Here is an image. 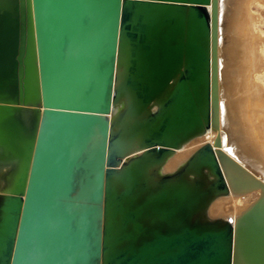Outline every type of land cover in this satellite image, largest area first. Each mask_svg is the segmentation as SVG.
Returning <instances> with one entry per match:
<instances>
[{"label": "water", "instance_id": "obj_1", "mask_svg": "<svg viewBox=\"0 0 264 264\" xmlns=\"http://www.w3.org/2000/svg\"><path fill=\"white\" fill-rule=\"evenodd\" d=\"M218 2L0 0V264H264V180L173 160L216 122Z\"/></svg>", "mask_w": 264, "mask_h": 264}, {"label": "rangeland", "instance_id": "obj_2", "mask_svg": "<svg viewBox=\"0 0 264 264\" xmlns=\"http://www.w3.org/2000/svg\"><path fill=\"white\" fill-rule=\"evenodd\" d=\"M224 18L225 32L221 31L219 38H224L225 55L217 72L220 75H217V79L220 78L222 84V97L231 103L245 144L248 145L246 150L251 156L264 159V0H230L219 17L220 29ZM218 111L217 105V113ZM216 129L217 126H214L212 130ZM201 144L203 141L198 137L191 141L173 158L174 164L188 157ZM255 162L256 160L253 163ZM257 196L258 191L239 195L231 193L215 200L210 213L235 218ZM235 200L236 207L230 205ZM220 201L223 206L217 209L216 204Z\"/></svg>", "mask_w": 264, "mask_h": 264}, {"label": "bare ground", "instance_id": "obj_3", "mask_svg": "<svg viewBox=\"0 0 264 264\" xmlns=\"http://www.w3.org/2000/svg\"><path fill=\"white\" fill-rule=\"evenodd\" d=\"M229 1L230 0H221L220 2L219 0L218 2V25H219V17L222 14L223 10H226ZM225 24L226 23H225V18H224V23H223L222 28L220 29V27L218 26V34H217L218 38L216 42V52H217V59H218L217 72H219V66H221L223 56L225 55L224 50H223L224 38L222 39L219 38L220 32L221 31L222 33L225 32L224 31ZM257 66H258V62H257ZM219 76L220 75H218V77ZM216 83H217L216 84V94L218 92L217 105L219 108L218 113L216 110V122H213L211 127H209L207 131L203 135L199 136L198 138L200 139V141H203V143L211 142L215 148H219L222 151H224L231 159H234L246 165L254 173L256 171L255 174L264 180V159L261 157H254V155L251 156L250 152L246 150L248 148V145L245 144V140H244V136L242 134L241 128H240V124L231 107V103L228 102L226 98L225 100L222 97V90H221L222 84L220 82V78L217 79ZM119 106L120 105H118V107ZM115 110L117 109L115 108ZM217 115L219 116L217 117ZM110 116H112V114H110ZM214 126H217L216 131L212 130ZM254 160H256L255 164L253 163ZM255 168L261 171H257ZM256 191H258V195H259L260 189H257ZM232 195L234 194L232 193ZM230 205H233L234 207H236L237 201L236 200L232 201ZM222 206H223L222 201L216 204L217 209H220Z\"/></svg>", "mask_w": 264, "mask_h": 264}]
</instances>
